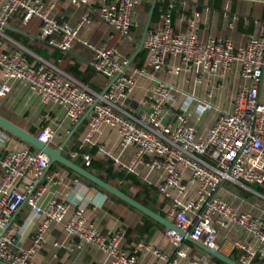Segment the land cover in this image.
Instances as JSON below:
<instances>
[{
  "label": "built area",
  "instance_id": "1",
  "mask_svg": "<svg viewBox=\"0 0 264 264\" xmlns=\"http://www.w3.org/2000/svg\"><path fill=\"white\" fill-rule=\"evenodd\" d=\"M69 1L75 7H85L89 2ZM142 1L102 3L97 11L98 18L120 35L128 36L134 25L136 8ZM173 7L174 0H167L166 9L160 14V26L149 30L145 36L147 68L135 69L134 73L156 80V84L143 97L142 110L132 112L124 104L136 82L132 75L124 73L126 62L120 60L115 50L79 36L81 30L92 23L90 12H82L77 22L70 26L54 17L53 3L0 0V70L5 78L0 85V98L10 91L7 81L17 80L25 83L44 104L64 107L72 122L88 112L87 141L102 125L114 128L120 145L135 150L134 158L122 166L126 172L135 173L138 166L163 172L156 188L169 199L167 220L193 239L218 251L219 230H240L247 240H235L231 247L239 252V264H252L255 259L264 260V218L239 210L224 199L221 191L226 182L244 187L264 183V96L259 94V84L264 77V34L251 36L238 48L227 39L208 38L201 42L195 34L173 30ZM17 12H22L23 21L32 17L41 20L39 37L47 44L67 50L78 42L91 50L92 68L110 82L108 89L102 93L93 92L46 61L39 59L30 63L22 50H3V28ZM197 17L198 12L190 21L191 25ZM262 22L264 25V17ZM171 56L179 58L180 62L170 69L174 76L185 70L223 77L232 64L238 62L240 75L248 85L236 95L231 111L217 108L155 77V73L165 69L167 58ZM169 100L175 103L174 122L172 116L164 112ZM214 109L213 122L199 133L191 121L193 116L200 117ZM165 116H169V120L163 124ZM35 137L38 142L49 144L54 131L44 126ZM10 140V135L0 128V264H48L36 262L34 257L46 243L52 223H62L70 240L65 245L55 243L56 246L75 252L82 244H89L104 253L109 264H143L137 252L151 248L143 242L137 243L131 251L121 248L123 228H114L104 235L94 223L87 222L82 208H75L68 216L67 204L56 199L41 206L38 203L41 190L34 191L33 185L24 192L18 191L16 184L20 179L31 178L35 183L47 168L49 158L26 146L8 148ZM80 156L85 164L89 163L88 153H80ZM183 171L188 172V179L184 178ZM57 177L59 172L49 174L46 183ZM192 185L196 186L194 196L188 197ZM25 203L39 221L31 244L13 251L11 235L4 229L12 214ZM164 236L177 249L173 257L151 249L164 264H180L181 260H187V264H206L202 257H188L183 236L173 230H165ZM70 264L81 263L72 261Z\"/></svg>",
  "mask_w": 264,
  "mask_h": 264
},
{
  "label": "crops",
  "instance_id": "2",
  "mask_svg": "<svg viewBox=\"0 0 264 264\" xmlns=\"http://www.w3.org/2000/svg\"><path fill=\"white\" fill-rule=\"evenodd\" d=\"M41 1L53 3L54 8L52 13L54 17L58 21L70 26L77 22L82 12L85 10L90 12L92 23L90 26L83 28L79 36L93 44H103L115 50L120 55V60L126 62L124 73L132 75L136 85L129 99L125 102L124 107L132 112L141 111L143 97L149 94L152 87L156 84V80L134 73L135 69L147 68L148 59V57H145L141 68H137L134 65V60L141 51L135 54L140 41L137 32L139 28L138 16L141 14V9L139 8L135 12L132 31H130L128 36H122L102 22L97 15V11L102 3L115 2L116 0H89L85 7H75L69 0ZM145 1L151 4V0ZM161 1L165 2V0ZM163 11L159 13L154 25H150V30H155L160 26V14ZM196 12H198L199 17L195 19L194 25H191L190 21L194 19ZM263 15L264 0H174V7L171 10L172 28L175 32L195 34L201 42L208 38L227 39L236 48L244 46L251 36H262L264 34ZM40 24L41 20L37 17L23 21L22 12L15 13L7 24L13 30L3 28V50H22L28 59L33 62L39 59L46 61L29 49V47L43 48L49 55H51L53 49L58 50L55 46L44 43V40L39 37ZM5 30L23 36L27 39L28 44H21L9 36ZM55 38L58 39V36L55 35ZM70 50L80 56L82 60L66 54L70 58L58 60V62H46L65 74L68 73L59 64L72 66L78 63L79 70L89 75L87 79L81 81L70 74L68 75L87 86L93 92L102 93L106 91L110 82L98 75L92 68L93 54L91 50L78 42L74 43ZM179 64V58L168 57L165 69L155 73V77L158 80H164L177 86L178 89L191 94L197 99L205 100L213 106L226 111L232 110L236 95L245 85H248V81L244 80L240 75V64L238 62H234L231 70L223 77L196 74L195 72H186L185 70L177 76L172 75L170 72L171 67L178 66ZM4 80L3 72L0 70V85ZM7 83L10 91L0 98V116L3 118L34 136L37 135L42 127L49 126L54 131V137L48 145L54 149L63 146L62 155L71 161L74 160L78 165L84 163V160L80 156L81 152L88 153V151L95 149L97 157L110 159L113 161V164L117 165L126 174L134 175L135 180L142 185L156 188L161 183L163 178L161 170H148L142 166H138L135 173H128L122 168L124 164H127L134 158L135 150L131 146L123 147L120 145L119 136L114 128L102 125L92 138L87 141L88 112L84 113L77 122H72L67 118L64 107L53 103L44 104L30 92L25 83L17 80H8ZM259 94L261 97L264 96V77L259 84ZM164 109L165 114L168 113L172 118L174 117L175 103L172 100L167 102ZM214 118L215 109L207 112L197 128L198 132L203 133L207 126L213 122ZM198 119L199 117L193 116L191 121L195 125ZM9 135L11 140L7 144L8 148L30 146L19 138H15L11 134ZM55 171L59 172V177L55 178L51 183H46V177ZM182 173L184 178L188 179V172L183 171ZM40 177L35 180V183L31 178L20 179L16 184L17 190L24 192L29 185H33L34 191L41 190L38 201L41 206H44L50 199H56L67 204L68 216L75 208H82L87 222L94 223L100 233L104 235H107L114 228H123L125 234L122 245L125 250L131 251L137 243L143 242L149 245L151 249L163 252L169 257L175 255L177 249L164 236L165 229L152 226L150 229L151 236L148 237L147 233L138 234L134 230V227L138 225V228H140L142 222L136 212L110 199L103 192L90 187L79 178L70 174L69 170L63 168L61 165L54 164L41 180L39 179ZM39 180L40 182L37 184ZM119 184L126 190L127 195L135 196L140 194L143 198V194L133 185L131 179L124 180ZM224 184L222 185V189H226ZM195 187V185H192L189 188L188 197L194 196ZM248 189L247 194L249 196L255 195L264 199L263 195L250 188ZM241 197L238 196V198L248 204L245 210L249 209L248 211L251 210V212L261 217L263 215L264 218V208L261 206L259 208L258 205L252 203L251 200L250 202L249 198H244L243 195ZM38 221L39 219L32 216L30 207L26 203L12 214L4 229L6 233H10L11 235V250L18 251L25 249L31 244ZM235 240L245 241L247 240V236L236 228L229 231L219 230V251L229 257L230 254L235 252L238 259L239 252L231 247ZM69 241L63 230L62 223H52L48 231L47 241L36 253L34 260L36 262H47L48 264H70L72 261L81 264H109L108 257L89 244H82L80 250L75 252L69 251L66 247L55 245V243L65 245ZM185 246L189 250V258H192L190 255L194 253L199 258H204L206 264H214L211 260L212 258L207 254L201 253L197 249H192L187 244ZM151 249L150 251L143 250L137 252L138 259L143 264H164V262L152 254ZM180 264H187V260H181Z\"/></svg>",
  "mask_w": 264,
  "mask_h": 264
},
{
  "label": "trees",
  "instance_id": "3",
  "mask_svg": "<svg viewBox=\"0 0 264 264\" xmlns=\"http://www.w3.org/2000/svg\"><path fill=\"white\" fill-rule=\"evenodd\" d=\"M167 1H161L158 0L156 2L155 5V9H154V13L151 19V26L154 25V23L157 21V18L159 16V13L161 11H163V9L166 8V4ZM149 7H150V2H146L145 0H143L141 2V4H139V6L136 8L137 9H141V14H139L138 16V21H139V28H138V32L137 35L140 38V28H142V26L145 23L148 11H149ZM264 16V15H263ZM136 21V20H135ZM132 31V30H131ZM5 32L11 36L12 38H14L15 40L19 41L21 44H28L27 43V39L24 38L23 36L5 30ZM47 44V43H46ZM29 49L34 52L35 54H37L39 57H41L42 59H45L46 61H54V62H58V60H65L70 58L68 55L62 53L59 50L53 49L51 55H49L45 49L43 48H30ZM147 54V55H146ZM27 57V56H26ZM145 57H148V53L147 51L144 49H141L140 53L138 54V56L135 58L134 60V65L137 68H141V66L143 65L144 59ZM27 60L32 63L33 61L29 60L27 57ZM59 66L68 74L72 75L73 77L81 80V81H85L87 79V77L89 75H87L86 73H83L79 70V64H75L72 66H68V65H64V64H59ZM88 69V68H87ZM88 71V70H87ZM16 138V137H15ZM31 150H34L33 147L29 146L28 147ZM95 149H92L90 151H88V154L90 155V161L88 164H79L82 168H84L85 170H87L88 172L92 173L93 175L99 177L100 179H102L103 181L109 183L110 185L119 188L122 192H124L125 194H128L126 192V190L119 184L120 182H123L124 180H128L131 179L132 183L135 187H137L140 191V193L143 194V198L140 196V194H137L135 196H131L133 199H135L136 201H138L139 203H141L142 205L146 206L147 208L151 209L152 211L158 213L159 215L165 217L166 216V212L169 206V199L162 193L157 191V188H153L152 186H148V185H142L140 182H138L137 180H135L134 175H130V174H126L124 171H122L121 169H119V167L115 164H113V161H111L110 159H106V158H99L97 157L96 153H95ZM83 153V152H81ZM73 162L75 163V161L73 160ZM70 174L74 175L75 177L79 178L81 181H83L84 183H86L87 185H89L90 187H93L97 190H99L95 185H93L92 183L88 182L87 180H85L84 178L76 175L75 173L69 171ZM246 186H248L250 189H252L253 191L261 194L264 196V183L261 185L258 184H246ZM100 192H103L105 195H107L110 199L123 204L127 207H129L130 209H132L134 212L137 213V215L141 218V226L140 228H138V225H136L134 227V230L137 231L138 234L142 235L147 233L148 237L151 236V227L155 226V227H159L161 229H164L163 226L159 225L158 223L154 222L153 220H151L150 218H148L147 216L141 214L140 212H138L137 210L131 208L129 205L125 204L124 202L120 201L119 199H117L114 196H111L109 194H107L106 192H104L103 190H99ZM244 198H247L246 195L243 196ZM226 200V199H225ZM231 204V203H230ZM233 206H235L234 204H232ZM157 206V207H156ZM236 208H238L239 210L242 211H248L245 209H240L239 207L235 206ZM251 212V211H250ZM253 215H257L254 212H251ZM184 244L189 245L190 247H192V249H197L199 252H203L200 249H198L197 247H195L193 244H191L188 241H183ZM123 243L121 242V248L124 249ZM194 252V251H193ZM204 253V252H203ZM192 258L194 259H198L199 257L196 254H191L190 255ZM230 258L237 261V256L235 254V252H233V254H230ZM212 262L214 264H223L222 262L212 258L211 259ZM252 264H264V260H258L255 259Z\"/></svg>",
  "mask_w": 264,
  "mask_h": 264
},
{
  "label": "water",
  "instance_id": "4",
  "mask_svg": "<svg viewBox=\"0 0 264 264\" xmlns=\"http://www.w3.org/2000/svg\"><path fill=\"white\" fill-rule=\"evenodd\" d=\"M156 2H157V0H151L149 11H148L144 26L142 28L140 41H139V44L137 46V50H136L135 54L139 53V51L143 48L145 36H146L147 32L150 30L151 19H152L153 13H154ZM4 28L9 29V30H13L8 25H6ZM43 42L46 43L45 41H43ZM57 49L62 51L65 54L73 56L74 58H76L78 60H82L80 56L75 54L70 49H67V50H62L60 48H57ZM109 85H110V83L108 84V87H109ZM205 115H206V112H204L199 117V119L197 120V122L195 124L196 129L199 127V125L203 121ZM168 120H169V116H165L162 120V123L165 124V123H167ZM172 121L173 122L175 121V117L172 118ZM0 128L3 129L4 131H6L7 133L19 138L23 142L29 144L34 149L39 150L48 156L49 164H48L47 168L44 170V172L42 173L41 177L39 178L40 180L45 176V174L50 170V168L54 164H59L63 168L75 173L76 175H78V176L84 178L85 180H87L88 182L92 183L99 190H103L107 194L116 197L120 201L129 205L131 208H133V209L137 210L138 212H140L141 214L147 216L148 218H150L154 222L163 226L165 230H173V231L177 232L179 235L183 236L186 241H188L191 244H193L194 246H196L198 249L203 251L205 254H207L211 258H214V259L222 262L223 264H239L237 261L231 259L229 256L222 254L220 251H218V250H216L210 246H207L206 244H204L198 240L193 239L189 233H186V232L179 230L172 222L167 220L165 217L159 215L158 213H156V212L152 211L151 209L147 208L146 206L142 205L141 203H139L138 201L133 199L131 196L122 192L119 188H116V187L110 185L109 183L103 181L99 177L88 172L87 170L82 168L80 165H78V164L74 163L73 161L65 158L61 152L63 146H60L59 148L54 149V148L50 147L48 144L38 142L34 135L30 134L29 132L24 131L23 129L19 128L18 126H16L12 122L3 118L2 116H0ZM40 180L37 182V184L40 182Z\"/></svg>",
  "mask_w": 264,
  "mask_h": 264
},
{
  "label": "rangeland",
  "instance_id": "5",
  "mask_svg": "<svg viewBox=\"0 0 264 264\" xmlns=\"http://www.w3.org/2000/svg\"><path fill=\"white\" fill-rule=\"evenodd\" d=\"M142 28H143V26H142ZM142 28H140V36H141V33H142ZM224 186L226 187V189L225 188L222 189V191H221L222 193L221 194L224 197V199H226L229 203L234 204L235 206H238L240 209H247L248 204H246L245 202L242 201V199H240V198H242L241 197L242 195L243 196L246 195V196H248L247 198H249V201L251 200L252 203H254L255 205H258L259 208H261V207L264 208V199H262L260 197H257L255 195L254 196L253 195L249 196L247 194V191L249 190L248 186L244 187V186H240V185H237V184L231 183V182H226L224 184ZM238 196H240V198H238ZM262 217H263V215H262Z\"/></svg>",
  "mask_w": 264,
  "mask_h": 264
}]
</instances>
